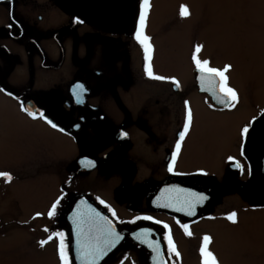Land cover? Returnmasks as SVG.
Returning a JSON list of instances; mask_svg holds the SVG:
<instances>
[{"label":"flooded vegetation","instance_id":"1","mask_svg":"<svg viewBox=\"0 0 264 264\" xmlns=\"http://www.w3.org/2000/svg\"><path fill=\"white\" fill-rule=\"evenodd\" d=\"M105 13L59 0H0V120L11 136L37 140L23 166L35 163V171L0 172V182L56 181L63 207L57 222L53 212L46 218L50 238L44 225L41 247L56 240L63 264H91L100 253L70 239L65 214L79 196L114 221L116 242L125 236L103 264H150L140 242H161L177 264L176 233L197 244L221 223L245 226L264 213V197L249 189L247 159L264 106L231 137L225 120L242 110L230 69L201 55L185 18L158 20L154 0H136L123 27L103 25Z\"/></svg>","mask_w":264,"mask_h":264},{"label":"rangeland","instance_id":"2","mask_svg":"<svg viewBox=\"0 0 264 264\" xmlns=\"http://www.w3.org/2000/svg\"><path fill=\"white\" fill-rule=\"evenodd\" d=\"M154 6L158 20L179 23L185 18L187 37L197 33L201 55L210 64L230 69V88L238 99L236 111L242 110V115L234 113L225 123L230 136L236 139L244 129L245 119L258 117L264 106V0H154ZM171 41H175L174 35ZM22 136H11L1 117L0 172L17 171L24 176L26 171H35V163L23 166L36 152L37 140L34 134ZM12 137L19 140L15 143ZM0 184V264H61L51 248L56 240L41 247L44 233V240L50 238L46 218L53 212L50 220L57 222L63 207L60 192L57 198L56 181L32 177L7 187ZM176 237L179 252L173 258L177 264H200L205 258L212 264H264L261 212L252 213L245 226L221 223L217 235L205 242L188 244L181 242L180 233Z\"/></svg>","mask_w":264,"mask_h":264},{"label":"water","instance_id":"3","mask_svg":"<svg viewBox=\"0 0 264 264\" xmlns=\"http://www.w3.org/2000/svg\"><path fill=\"white\" fill-rule=\"evenodd\" d=\"M92 11L103 10L106 13L101 18L102 24L108 27H123L130 20L134 12L136 0H59ZM248 161L251 166V181L249 189L264 197V120L263 128L250 141L247 149ZM181 203L172 208L176 213L183 211ZM65 221L70 231V238L76 247H95L100 253L91 264H103L112 251L118 249L125 236L116 242L115 233L118 228L105 213L86 197H77L70 205ZM131 237L137 239V234ZM152 252L151 264H170L164 246L156 242L149 244L140 242ZM76 264H87L75 259Z\"/></svg>","mask_w":264,"mask_h":264}]
</instances>
